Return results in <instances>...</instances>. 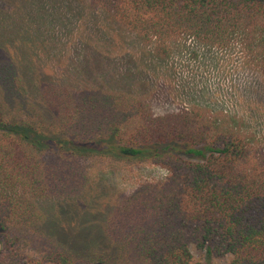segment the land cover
<instances>
[{"label":"trees","instance_id":"1","mask_svg":"<svg viewBox=\"0 0 264 264\" xmlns=\"http://www.w3.org/2000/svg\"><path fill=\"white\" fill-rule=\"evenodd\" d=\"M64 1L102 12L158 61L182 38L237 47L264 90V0ZM3 2L4 17L24 5ZM29 88L15 61L0 56V264H197L194 254L203 264H264V132L244 117L198 104L155 114L124 89ZM97 159L146 161L167 175L87 228L91 216L78 202ZM89 197L83 203L92 209L97 197ZM61 201L70 208L56 218L77 219L78 231L49 228L45 250L28 254L32 236L45 231L44 203Z\"/></svg>","mask_w":264,"mask_h":264},{"label":"rangeland","instance_id":"2","mask_svg":"<svg viewBox=\"0 0 264 264\" xmlns=\"http://www.w3.org/2000/svg\"><path fill=\"white\" fill-rule=\"evenodd\" d=\"M22 1L20 13L4 17L0 0V56L15 61L30 90L47 82L75 90L99 86L124 89L146 100L155 114L198 104L237 113L252 131L264 132L261 79L244 67L237 47L222 51L182 38L174 43L169 59L158 61L134 34L88 4L74 2L69 8L64 0ZM166 175L164 169L146 161L97 159L90 188L78 202L79 212L91 216H85L83 225L100 227L117 201L139 185L160 181ZM91 194L97 202L92 209L85 208L83 200L88 202ZM70 202L44 203L48 216L45 231L32 236L28 254L39 255L45 250L51 241L46 233L49 228L58 229L60 224L63 230L78 231L77 219L56 218L61 209L70 208ZM59 234V239H64V234ZM98 236L94 232L95 240ZM194 256L197 264H203L202 258ZM229 260L210 258L209 263L229 264Z\"/></svg>","mask_w":264,"mask_h":264}]
</instances>
